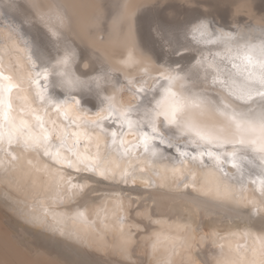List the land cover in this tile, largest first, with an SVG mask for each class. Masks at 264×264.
<instances>
[{"label":"snow or ice","instance_id":"obj_1","mask_svg":"<svg viewBox=\"0 0 264 264\" xmlns=\"http://www.w3.org/2000/svg\"><path fill=\"white\" fill-rule=\"evenodd\" d=\"M54 19L60 29L66 18L57 12ZM15 32L9 24L7 38H0V173L15 179L24 157L27 168L45 178L52 208H45V219L94 224L79 206L57 210L83 195L89 179L122 187L139 182L144 189L174 185L264 215V26L254 38L251 26L223 32L206 19L190 22L184 35L194 62L152 74L129 50L122 62L144 73L135 83L107 70L77 75L70 46L38 65L30 55L19 56ZM120 87L132 92L131 101L118 98ZM85 89L99 100L86 101L91 108L81 106ZM98 207L103 229H118L122 247L137 232L150 242L152 264H177L178 254L180 264H195L194 247L209 237L210 264H264V228L197 234L186 219L150 213L143 226L127 227L121 193Z\"/></svg>","mask_w":264,"mask_h":264},{"label":"bare ground","instance_id":"obj_2","mask_svg":"<svg viewBox=\"0 0 264 264\" xmlns=\"http://www.w3.org/2000/svg\"><path fill=\"white\" fill-rule=\"evenodd\" d=\"M24 1L25 0L22 1L17 0L13 3L12 1L10 2L9 0H0V10L3 13V16H1L2 21L0 20L2 24L1 23L0 24L2 25V27H4V29L7 32V35L3 36V32L0 29V38H4V39L7 38L8 25L11 24L16 29L15 32L16 49L18 50L20 57H24L25 55H30L32 59L37 62L38 65L40 64L41 61L54 62L55 58L51 57L52 53L50 54L46 51L44 44L34 32L36 31L35 28L36 22L34 21L33 18L27 16L25 11ZM238 2L239 0H146L145 3L138 10V13L134 18V22L133 21L129 22V19H127V22L125 23L126 24L125 29H127L126 32L122 35L117 34L119 36L115 38L113 37L107 42L104 41L102 42V40L100 41L96 39V37L92 36V32L89 27V21L87 19L88 17H86L85 15L82 14L80 16L78 23L79 26L84 30V33L81 36L87 37L89 42L92 45H94L97 49H99L100 52L108 56L109 59L112 58L111 60L113 61V63H111V61L110 62L109 61L107 62L105 60L103 61V59L101 58L96 59L99 64L102 63L105 64V66H103L102 71L105 70L113 71L114 74L119 75L122 80L131 81L132 83H135L140 76L144 75V73L139 70H132L122 62L124 60V57L127 55V52L129 50L134 51L138 61L141 64L146 65L152 74H156L157 69L166 67L167 65L170 64H163V62L161 63L162 60L160 59L149 61L148 60L149 58H147V51L152 53L158 52V54L159 52L163 53L164 50L163 51L161 50V48H164V45L162 44V40L166 39L167 43L169 45H172L171 41L176 39L177 38L176 36L179 35L182 38H184V44L186 43L187 45L188 41L185 38L184 29L186 26L190 24V22L192 23L191 20L197 14H201V18L199 19H206L207 21H209L210 27H212L215 24L214 22L219 24H224V26L226 27H234L236 23H245L248 20H252V22L264 24V0H252V5L254 8H256L255 11L252 12L257 13L253 16L250 15L251 13L249 14L245 13V11L242 10L243 5L240 6ZM132 6H133L132 3H130L127 6L128 11H130ZM3 21H5V23ZM172 23L176 25V28H173L171 26ZM249 27L250 26L240 27V25H237L235 28L222 27L220 30L223 32H230L235 30L244 33L249 31ZM251 28H252L251 35L254 38H258L261 34L260 33L261 27L257 25V26H251ZM174 29H176V31H174ZM54 35L58 37V43L60 44L59 47H63L65 51L69 46L72 48L73 55L75 58V63L73 64V70L76 71L77 75H81L82 72L80 71L81 67L78 60L79 58L81 59L83 57L84 55L83 52H80L79 54L80 49L78 48L76 43H72L73 38L70 35L67 34L66 39L62 37L60 38L59 35L57 34ZM80 39L83 42V38L80 37ZM184 44L182 45V47L184 46ZM140 45H142L143 48L140 47ZM186 48L187 47L185 46L182 49L186 50L187 52L189 51V53L181 57L172 59V62L174 60L176 62H182L186 60L191 54V50L189 48L187 49ZM77 49H79V51ZM170 52H174V51L172 50ZM84 53L86 55V58L88 59L90 51L89 50L88 52L84 51ZM57 54L60 53L58 52ZM12 58L14 61L17 59L15 53L13 54ZM190 60L192 61V58H190ZM190 60H188V62H190ZM89 62L92 65H95L94 59ZM89 72L90 71H86L88 75ZM81 78L86 79L87 77L81 76ZM123 88L124 87H120L118 89L117 92L118 98H120L121 91L123 90ZM122 95L124 94L122 93ZM81 96L83 97L81 99V106L85 108H91V104L86 103V101L94 100L96 103H99L98 98L95 97L94 94L89 92L87 89L83 90ZM77 98L80 99V97ZM117 107H119V105H117ZM146 163H149L150 165V162H146ZM20 165L23 170L17 171L15 173V179H6L3 176V174L0 173V184H2L3 186L5 185L7 186V188L13 190L17 196L16 200H14V198L11 199L10 192H7V190L5 191L4 188L2 189L1 188L2 186H0V199L4 202V205H6L7 207L6 209L9 210L10 214L11 213L14 214V217L18 216L20 220L23 219L24 221H26V223L28 222L30 224L42 225L43 229L41 233L45 235L44 238L46 239V241H49L51 244H54L59 248H63V252L67 251L73 258V260L76 262H80V261H82V263L90 262L89 264H91V262L93 261V260L91 261L90 256L87 255L90 251L88 250L89 251L88 253L83 251L81 246L84 244L88 247H95L101 253L102 252L104 253L103 255H99L100 258H98L99 261L96 262L97 264H126L125 262L120 261L119 259H122V256L124 257V255L127 253L129 249V244L131 245L132 241L131 243H129L130 242L129 239L126 248L122 247V241L119 239L120 232L118 229L116 228H112L109 230L103 229V221L105 214L98 207L99 204L95 206H93L92 204L93 207L88 206L89 205L88 201H92L93 198L92 199L84 198L82 200L83 202L82 203L80 202L81 205L79 207L81 208V210H86L87 219L89 221H94V224L93 223L84 224L79 220H69L66 218L62 221L61 224L58 225L53 220H51V218L45 219L44 216V211L46 207L48 208L49 212L52 211V208L48 207L49 204L48 197L50 195V192L44 186L45 178L42 175H37L32 173L31 170L27 168L24 157L21 158ZM91 180L92 179H89L87 183L89 184ZM153 182L155 184H159L162 182V180L154 177ZM157 188H158L157 191L155 190L152 192L150 199L156 200L158 202L159 204L158 208L163 211L162 215L163 214L168 215L167 211L173 208L172 203L174 201H179L178 205H179L180 213L176 217L174 216L172 218L186 219L191 223L192 222L191 214L199 212L198 211L200 208L199 206L210 204L212 206L215 205L217 206V207H209L208 209V213L212 214L213 216L221 214L226 209H230L228 211H231L232 209L231 212L236 211V213L230 212L231 214H229V212L227 211L228 212L227 214H229L228 216L230 218L240 219L241 221L245 222L244 226H250L255 229L264 228V221L260 223V227L254 225V223L258 221L259 218L258 216L264 219V215H260V214L253 215L250 213L249 210L244 208L222 205L210 199L200 197L195 193H192L191 190L176 188L174 185L166 184L164 187L157 186ZM120 189L122 188L116 185V187L110 188L109 191L112 193ZM177 190L180 191L181 194L177 195L176 193L175 194L173 193L175 196H172V194L168 192V191L174 192ZM249 195H251V192H249ZM77 198L78 197H76L75 199ZM0 205H2L1 201H0ZM2 207L4 208L3 205ZM73 207L74 206L68 207L66 205L64 208L57 210L71 211ZM106 208L108 212L107 222L110 224L112 222L111 212L113 209V204L109 202L106 205ZM124 209H126L125 203H124ZM96 212H99V215H96L95 214ZM215 216L213 218H215ZM220 216L221 215H219L218 217L220 218ZM60 231H63L65 234L61 235ZM47 232L48 233L50 232V234H47ZM147 244H148V248L146 249V252L150 254L151 253L150 242L147 241ZM84 250L87 249L84 248ZM118 252L122 253V255L121 254L119 255ZM114 253H117L119 256H121V258L119 259L115 258L114 256L116 254L113 256ZM181 258H183V254H178L175 257L176 262H178ZM93 263L96 264L95 262Z\"/></svg>","mask_w":264,"mask_h":264},{"label":"rangeland","instance_id":"obj_3","mask_svg":"<svg viewBox=\"0 0 264 264\" xmlns=\"http://www.w3.org/2000/svg\"><path fill=\"white\" fill-rule=\"evenodd\" d=\"M9 1L13 2V0H9ZM15 1L17 0H14V2ZM18 1H22V0H18ZM145 1L146 0H25L24 3H25V11L27 16L33 18L34 21L36 22L35 24L36 31H34L35 34L40 38V40L44 44L46 51L50 54L52 53L51 57L59 58L63 56L65 53L64 48L59 47L60 44L58 43V37H56L54 34H57L59 35L60 38L62 37L64 39L67 38V34H68L73 38L72 43H76L78 48L80 49V51L79 49H77L79 51V54L80 52H83L84 54L81 59L79 58L80 61L78 60L81 67L80 71L82 73H86V71H90L88 76H97L103 72L102 70L105 64L104 63L99 64L96 59L101 58L103 59V61L104 60L107 62L111 61V63H113V61L111 60L112 58L109 59L108 56L100 52L99 49H97L94 45H92L87 37L81 36L84 33V30L79 26L78 23L80 16L83 14L86 17H88L87 19L89 21V27L91 29L92 36L96 37V39L100 41L102 40V42L103 41L107 42L111 38L113 37L115 38L126 32L127 29H125V25H126L125 23L127 22V19H129V22L132 21L134 22V18L137 15L138 10L145 3ZM130 3H132L133 6L130 9V11H128L127 6ZM238 3L240 6L243 5L242 10L245 11V13L248 14L251 13L250 15L252 16L257 14L252 12L255 11L256 9L252 5V0H239ZM57 12L63 13V15L66 18L64 24L60 29H57V27L55 26L54 17ZM1 16H3V13L0 10V20L2 19ZM199 18H201V15H196L191 20L192 23L199 20ZM3 22L5 23V21ZM214 23H215L214 24L215 28L219 30L222 27L235 28L237 25H240V27L257 26V25H259V27L264 26V24L252 22V20H248L245 23H236L234 27H226L224 26V24H219L216 22ZM1 24H0V29L3 32V36H6L7 32L4 29V27H2ZM171 26L173 28H176V25H174L173 23ZM45 30L47 33L45 32ZM174 31H176V29H174ZM80 37L83 38V42L80 39ZM176 37L177 38L174 39L175 41L174 40L171 41L172 45H169L166 39L162 40V44L164 45V48H161V50L162 51L164 50L163 53L159 52L158 54V52L152 53L147 51V58H149L148 60L153 61L160 59L162 60L161 63L163 62V64H171L174 63L175 61L174 60L172 62V59L188 54L189 51L187 52L186 50L182 49L183 47L186 46V43L184 44V38H182L180 35ZM183 44L184 46L182 47ZM140 47L143 48L142 45H140ZM88 50L90 51V53L87 59L84 51L88 52ZM172 50L174 52H170ZM58 52L60 54H57ZM192 55L193 53L191 51L189 57L186 60L179 63L190 64L194 62L190 60V58H192ZM93 59L95 65H92L89 62ZM188 60H190V62H188ZM110 72L114 74L113 71ZM122 93L124 95H122ZM121 95L120 98H122L126 102H129L133 99L132 92L125 87L121 91ZM0 186H2L1 188L2 189L4 188L5 191L7 190V192H10L11 199L14 198V200H16L17 196L13 190L7 188V186L5 185L3 186L2 184H0ZM113 187H116V185L115 186L112 184L109 185V183L92 179L89 183V188L87 189L88 191L86 190L83 195L77 196L78 198L75 199L74 202L67 204V206L68 207L74 206L73 208H75L81 205V203L83 202L82 200L84 198L85 199L93 198L92 201H88L89 202L88 206L93 207L97 204L102 203L103 198L105 196H108L109 194L112 193H121L123 197V201L125 203V208H126L125 214L127 215L126 217H127V223L129 225V226L127 225L128 227H132L134 224H140L141 226H143V224L146 222L144 218L149 213L152 215L153 219L172 218L174 216L176 217L180 213V209L178 205L179 201H174L172 203L173 208L167 211L168 215H164V214L162 215L163 211L158 208L159 207L158 202L156 200L150 199L152 192L158 190L157 187H153L151 188V190L144 189L142 185H140L138 182L134 186L132 185L126 187L120 186L122 189L111 193L109 190L110 188ZM168 192L172 194V196H175L174 195L175 193L177 195L181 194L180 191L178 190L174 192L173 191H168ZM0 201L4 206L3 208L2 205H0V264H87V263L89 264L90 263V262L82 263V261L80 262L74 261L71 255L67 251L63 252V248H59L56 245L51 244L49 241H46V239L44 238L45 235L41 233L43 229L42 225L30 224L28 222L27 224L26 221H24L23 219L20 220L18 216L14 217V214L12 213L10 214L9 210L6 209L7 207L6 205H4V202L1 199ZM199 207H200L198 210L199 212L191 214V219H192L191 224L196 228L197 234L199 233L209 234L213 231L223 233L227 230L228 231L233 230L236 228L243 227L245 225V222L241 221L240 219L230 218L228 216L231 213H236V211L231 212L232 209L231 211H228L230 209H226L221 214H218L216 216L214 215L215 218H217L215 219L213 218L214 216L212 214L208 213V209L209 207H217L216 205L212 206L210 204L208 205L205 204ZM227 211L229 212V214H227L228 213ZM219 215H221L222 217L220 216L219 218L218 217ZM258 217H259L258 221L255 222L254 225L260 227V223L264 221V219L260 216ZM47 234H50V232L49 233L47 232ZM141 237L142 234L137 232L135 238L130 239L129 243H131V241L132 243L131 245L129 244V249L127 253L124 255V257L126 258L122 256V259H119L121 258V256L119 255L120 254L122 255V253L120 252H118L119 255L117 253H114L113 256L116 254L114 257L119 259L120 261L125 262L126 264H152L153 256L151 255V253L148 254V252H146V249L148 248L147 240L142 239ZM85 246L86 245L83 244L81 247L83 251H85L86 253L90 251L87 255L90 256L91 261L93 260L91 264H94L93 262L96 263L97 261H99L98 260V258H100L99 255L104 254L103 252L101 253L95 247H88V246L85 247ZM84 248L87 250H84ZM214 250L215 248L212 245L210 237L207 243H200L199 247H194L193 258L195 259V264H210L209 260ZM180 260L177 262V264H180Z\"/></svg>","mask_w":264,"mask_h":264},{"label":"water","instance_id":"obj_4","mask_svg":"<svg viewBox=\"0 0 264 264\" xmlns=\"http://www.w3.org/2000/svg\"><path fill=\"white\" fill-rule=\"evenodd\" d=\"M197 15H201V14H197Z\"/></svg>","mask_w":264,"mask_h":264}]
</instances>
